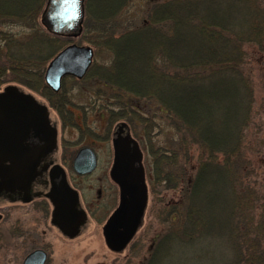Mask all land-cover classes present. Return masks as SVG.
Returning <instances> with one entry per match:
<instances>
[{
    "label": "trees",
    "instance_id": "obj_1",
    "mask_svg": "<svg viewBox=\"0 0 264 264\" xmlns=\"http://www.w3.org/2000/svg\"><path fill=\"white\" fill-rule=\"evenodd\" d=\"M130 2L85 0L83 34L110 61H94L82 79L94 73L118 89L111 120L150 128L155 114L145 112L158 108L175 133L167 148L151 145L152 193L173 191L174 198L142 264H184L188 250L209 264H264V192L245 148L254 101L248 57L264 68V0H148L142 18L126 24ZM47 3L0 0V26L7 27L0 30V86L12 81L62 98L44 73L71 38L44 29ZM53 105L63 111V101Z\"/></svg>",
    "mask_w": 264,
    "mask_h": 264
},
{
    "label": "rangeland",
    "instance_id": "obj_2",
    "mask_svg": "<svg viewBox=\"0 0 264 264\" xmlns=\"http://www.w3.org/2000/svg\"><path fill=\"white\" fill-rule=\"evenodd\" d=\"M147 1L131 0L121 17L124 23L134 22L136 19L140 20L146 9ZM86 15L85 9V18ZM41 24L44 29L50 32L42 22ZM2 28L7 29L6 26H0V30ZM8 29L9 31L18 32L20 27L9 25ZM50 34L57 35L53 32H50ZM63 36L71 38L65 42L67 44L63 47L70 43L89 45L94 50V61L97 65L110 61L108 53L100 50L88 33L83 34L82 31L76 36L64 34ZM253 58V56L248 57L249 63L251 61L254 69V101L252 121L246 129L245 148L248 158L256 170L252 180L261 183V189L264 192V68L257 64ZM8 84H17L25 91L48 102L46 96L37 89L20 83L6 81L0 86V90ZM98 89L101 91L98 92ZM61 92L64 97L70 99L71 104H69V107L74 110L75 114L81 115L82 118L77 120L80 125L83 124V129L78 130V128L68 126L66 129L61 128L60 132L70 140L69 146L72 151L81 146L90 145L97 153V166L90 173L77 174L71 170L74 174V185L79 189L81 195L82 204L89 211V219L77 237L68 239L55 228L48 227L40 212L36 214L27 211L33 208L32 205L12 204L5 207L3 200H1L0 207H2L1 211L4 212V218L0 221V264H22L28 251L37 245L45 246L48 249L49 257L46 264H142L149 255L154 236L166 228L165 223L162 221L164 218L162 209L171 198H174L173 191L162 189L160 194L152 193L154 189V158L151 153V145L167 148L169 137L175 135V133L167 124L165 114L159 112L158 108H150L148 113L144 111L145 115L148 116L155 114L154 126L149 128L147 125L148 127L145 128V124L136 120L138 124L136 128H132V134L139 141L143 152L148 200L141 220L142 223L138 226L134 236L122 249L116 251L105 241L103 224L117 206L119 200V188L109 174L113 156L110 130L119 120H126L124 118L111 120L109 117L111 109L118 110L120 108L119 98H117L119 91L99 80L98 76L93 73L85 80L65 76L62 80ZM131 99L136 102L134 98ZM140 104L143 106V101H140ZM144 109L147 110L148 108ZM53 111L54 117L58 118L57 112L54 109ZM163 201L165 204H163ZM19 220L25 221L19 223ZM18 225H23L24 228H19ZM189 253L191 252L188 250L185 256L187 257L186 261L185 258H181L180 254L176 256H179L184 264L210 263L207 255L206 257L204 255L200 257V252H197L199 257L196 260L190 258ZM176 256H174V260ZM179 258H176V262L179 261ZM217 258L216 253L215 259Z\"/></svg>",
    "mask_w": 264,
    "mask_h": 264
},
{
    "label": "water",
    "instance_id": "obj_3",
    "mask_svg": "<svg viewBox=\"0 0 264 264\" xmlns=\"http://www.w3.org/2000/svg\"><path fill=\"white\" fill-rule=\"evenodd\" d=\"M83 1L48 0L42 23L55 34L76 36L82 30L85 16ZM93 58L94 50L91 46L70 43L49 61L44 74L45 82L54 91H58L63 77L70 75L82 78L91 66ZM34 102L32 94L24 93L15 84H9L0 91V113L4 114L0 115V154L6 150L17 157L20 155L19 158L24 152H32L30 156H38L53 143L56 129L49 124L47 107H37L36 112L41 114L34 119H28L25 115L26 107ZM20 116L24 118L21 119ZM27 123H33L31 128ZM45 131L48 132L46 139L39 140ZM112 142L114 158L110 176L119 185L121 199L118 208L104 225L103 233L108 245L117 251L134 236L141 224L148 200V188L143 152L126 121H119L114 126ZM73 166L80 174L93 171L96 167L94 151L90 147L81 148L74 158ZM16 168L18 169V166L10 168L0 165V177L3 171L7 172V178H14L13 172ZM25 170L23 168L21 172ZM51 182L53 198L62 214L79 212L81 215L78 213V218H84V211L76 209L79 203L78 192L67 182L64 170L59 168L58 173L54 171L51 174ZM46 258L47 253L44 250L36 249L25 257L23 264H44Z\"/></svg>",
    "mask_w": 264,
    "mask_h": 264
},
{
    "label": "flooded vegetation",
    "instance_id": "obj_4",
    "mask_svg": "<svg viewBox=\"0 0 264 264\" xmlns=\"http://www.w3.org/2000/svg\"><path fill=\"white\" fill-rule=\"evenodd\" d=\"M19 89L24 93L32 94L30 92L25 91L21 87H19ZM61 90H62V86L60 88V91ZM33 97L35 102L33 105H29L26 107L27 113L25 115L28 117V119L29 118L34 119L41 114L40 112H36L37 107L39 106L41 107V105H45L48 111L49 124L56 129V135L54 137L53 143L38 156H30L31 155L30 153L32 152L30 153L24 152L23 155L19 158L20 155L17 157L12 152L3 150V152L0 154V165L3 164V166H7L10 168H15L16 166H18V169L16 168L17 172L16 171L13 172L15 177L10 179L7 178L8 177L7 172L2 171V177H0V201L3 200V205L5 207H9L8 205H12V204L32 205L33 206L32 209L29 210L25 209V210L36 214L40 212L41 213L40 215H43L42 219H44L48 227L55 228L65 238L73 239L82 232L85 224L89 219V213H88L89 211L82 204L79 189L75 187L73 182L74 174L72 173L71 170L74 171V166H73L74 158L78 153V151L83 147H90L94 151L96 156V161H97V153L90 145H84L72 151L69 146L70 140L67 139L60 132L61 128L66 129L68 126L73 128H78V130L83 129L82 126L83 124L80 125L77 120L78 118H82V117L81 115L75 114L74 110L71 107H69L71 101L68 97L65 96L62 98H50L49 96H46L48 102H45L36 95L35 96L33 95ZM56 101L64 102V106L61 107L63 111H60V109L57 106L53 105V102ZM53 109L57 112L58 118L54 117ZM0 115L4 116V114L1 113ZM109 117H110V113H109ZM20 118L22 119L24 118V116H20ZM27 124H30V128H31L33 123H27ZM115 124L110 130L112 150H113L112 133ZM46 133L48 132L46 131L43 132L39 140L43 141L44 139H46ZM25 141L28 142V140L26 139ZM113 158H114V150H113V156H112V162L110 168L113 163ZM23 168H25L26 170L21 172ZM59 168L64 170L69 185L78 192L79 203L76 205V209L78 211H84L85 213L84 218L82 216L78 218L77 214L79 212L77 213L72 212L70 215L62 214L60 207L55 202L52 195L51 174L54 171L58 173ZM115 184L119 188V185L116 182ZM120 199L121 196L119 191L118 204L107 217L106 221L103 224V228L104 225L107 223L108 219L118 208L120 204ZM37 200L40 201L36 202ZM1 208L2 207H0V215H1L0 221H2V219L4 218V212L1 211ZM20 221L24 222L25 220H19V223ZM75 222L76 225L74 224ZM20 226L19 228H24L23 225L21 227ZM36 249H42L47 253V258L44 263L46 264L49 257V252L47 247L45 246L42 245L33 246V248L29 250L28 253L25 255V257L30 252Z\"/></svg>",
    "mask_w": 264,
    "mask_h": 264
}]
</instances>
